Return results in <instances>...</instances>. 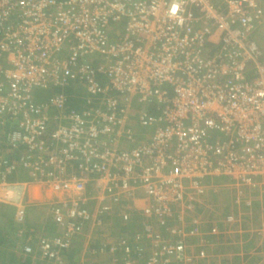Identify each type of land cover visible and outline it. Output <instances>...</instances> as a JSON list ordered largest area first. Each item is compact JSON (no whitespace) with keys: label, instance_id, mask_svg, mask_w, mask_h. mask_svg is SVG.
<instances>
[{"label":"built area","instance_id":"built-area-1","mask_svg":"<svg viewBox=\"0 0 264 264\" xmlns=\"http://www.w3.org/2000/svg\"><path fill=\"white\" fill-rule=\"evenodd\" d=\"M263 27L264 0H0V203L22 222L27 183H39L58 229L22 252L70 264L65 252L102 215L134 211L182 236L169 222L195 210L210 177L264 183ZM70 85L86 107L62 114L48 143L41 115L65 95L33 92ZM143 236V259L125 237L81 249L104 264L188 259L160 230Z\"/></svg>","mask_w":264,"mask_h":264},{"label":"crops","instance_id":"crops-1","mask_svg":"<svg viewBox=\"0 0 264 264\" xmlns=\"http://www.w3.org/2000/svg\"><path fill=\"white\" fill-rule=\"evenodd\" d=\"M74 88L77 89L76 86ZM262 179L263 177L258 180L262 181ZM225 180L227 179L224 178L221 181ZM205 184L208 186L207 192L197 202L195 210L187 213L182 221H177L174 218L175 216H173L169 222L170 227L182 226L184 234L180 236L179 233L169 229L160 230V232H163L165 241L169 243L181 241L183 243L184 255L188 259L178 260L173 257L172 264H264V232H258V228L263 224L264 218V183H258V186L253 191L246 189L245 186H238L236 183ZM210 185L213 189L210 188ZM40 187L42 186L28 182L24 192V202L27 208H32L33 211L41 213L43 223L47 224V216L42 212L43 207L46 206L47 201L51 197V193L49 192L48 195H46L47 193H41ZM44 189L42 187V190ZM135 195L136 203H142L141 191H135ZM0 205L8 206L5 209L10 213V219L14 221L13 205L1 203ZM229 215L233 216V220L230 222L226 220ZM111 218L119 223L122 221L117 214L113 216L102 215L101 224L103 223V226H105L104 224ZM142 218H145V216H142ZM192 218L196 219V223L191 222ZM2 219L0 218V221ZM49 220L51 222V219ZM139 224L140 222L137 227ZM15 225L17 226L18 224L13 223L14 227ZM101 226L95 227L93 231ZM213 226L216 228V234L210 231ZM155 228L156 226L153 229ZM53 229H56L55 225H53ZM193 229H195L196 233L192 232ZM93 231H91V228L88 229L89 238L92 237ZM0 236V240L6 241L0 245V264H18L19 258H16L15 263L11 262V260L15 259L12 254L18 252L22 255H27L22 252L21 245L24 242L22 234L20 236L15 234L8 223L0 222ZM13 237L17 239L11 241ZM108 237L109 234L104 233V244L100 245L116 243L121 238H124L125 235L122 231L120 233L116 231L115 240ZM84 244L85 242L81 241L82 247ZM73 247L74 245L71 249ZM79 254L80 256L83 254V249H81ZM30 258L32 259L31 264H33L34 259L31 256ZM35 261L37 263V260ZM38 264L45 263L39 262ZM73 264H77V262Z\"/></svg>","mask_w":264,"mask_h":264},{"label":"trees","instance_id":"trees-1","mask_svg":"<svg viewBox=\"0 0 264 264\" xmlns=\"http://www.w3.org/2000/svg\"><path fill=\"white\" fill-rule=\"evenodd\" d=\"M53 92L63 93L65 95V100L63 101L62 106H58V107L50 106L49 108L46 109V112L43 113L42 115H41V112L38 113V115H41L42 117L45 118L44 137L48 143H53L51 140V131L56 126L57 122L60 121V117L62 114H66V112H68L69 110L79 111L83 109L84 106L86 107L83 95L77 89L74 88V85L65 86V87H50L46 89L34 90L33 95L35 98V102L40 103L43 100H46V98L49 95H51ZM211 135L212 134H210V136ZM15 178L26 179L28 178V176L26 174L17 175V173H11L8 176V180H14ZM221 178H222L221 176H213V177H210L207 182L208 183H221L222 182ZM6 207L8 208V206ZM6 207L0 205V218H3L0 222L8 223L9 227L12 229L13 232H15V234L19 236L22 234V237L24 238L23 244L26 243L32 246L33 248H35L37 245L36 244L37 240L40 237H43L46 235H54L58 233V229L56 226H55L56 229H53V225L55 224L52 223L51 213L49 212V209L47 206L43 207V212H42L47 216V224L43 223L41 213L37 211H33L32 208H27V205H25L24 207V217H23L22 222H17L15 220L13 221L10 219V213L5 209ZM142 216L143 215H141L140 217H137L135 216V214H133L131 215V218L127 223L125 222L126 220L121 221L122 223L113 221V225H114L113 227L116 228L117 233H120L122 231L125 235V239L127 240L130 246H132L133 248L138 246L137 251L140 252V256H138V258L140 259L145 258V256L148 254L149 249H150L149 241L144 236L142 237V240H139V239L136 240L134 237L136 232H144L143 229L145 228L146 224H149V225L151 224L149 221H146V220L143 222L144 218H142ZM49 219H51V222ZM139 222L140 224L138 226V231H137V224ZM13 223L15 224L17 223L19 226L15 225L14 227ZM263 225H264V218H263V224L260 227H262ZM154 227L155 225H153L152 230ZM158 228L159 230H163L162 227H158ZM13 238L11 239V241L17 239V238H14V239ZM5 242L6 241L1 239L0 245H2ZM96 245H98V243H96ZM93 246H95V244ZM19 254L20 253L18 252L13 253L12 257L15 259L12 258L13 260H11V262L15 263L17 260L16 258H19L18 264H31L32 259L30 258V256H27V255L25 256L22 254L19 255ZM65 255L67 259H69L70 251L65 252ZM133 256L137 257V255H133ZM76 261H77V257L74 253V257L72 259H69V263L73 264ZM38 263H39L38 261L36 263V261L33 260V264H38Z\"/></svg>","mask_w":264,"mask_h":264},{"label":"rangeland","instance_id":"rangeland-1","mask_svg":"<svg viewBox=\"0 0 264 264\" xmlns=\"http://www.w3.org/2000/svg\"><path fill=\"white\" fill-rule=\"evenodd\" d=\"M260 40L261 41H259V44H261V43H264V33L262 34V37L260 38ZM221 179H224V178H221ZM262 181L264 182V178L262 179ZM33 184H37V185H40L39 183H33ZM37 191H39V190H37ZM40 192L41 193H47L46 195H48V193L50 192L48 189H44V190H42V187H40ZM39 193V192H38ZM51 193V192H50ZM126 207H127V205H126ZM120 208V207H119ZM131 211H132V209H130ZM121 211H125L124 209H118V212H121ZM132 215V214H131ZM131 215L129 216V219L128 220H126L125 222L127 223L129 220H130V218H131ZM135 216H137V217H140L141 215L140 214H138V213H136L135 214ZM137 220V219H136ZM142 220V219H141ZM146 219L144 218V220H143V222L145 221ZM147 221V220H146ZM122 223V222H121ZM102 226L101 227H99V228H97L96 230H94L93 231V233H92V237H91V240H90V238L87 240V238L84 236V241H82V239H81V241L82 242H86L87 241V243H88V245H90V244H95V246H97L96 245V243H98V245H100V244H104V233L105 234H109V237L108 238H111L112 240H115L116 238H115V236H116V228L115 227H113L114 225H113V218H111L107 223H105L104 225L105 226H103V223L101 224ZM147 226H151V224L149 225V224H146V227ZM105 229H106V231H105ZM98 231V232H97ZM137 231H138V227H137ZM97 232V233H96ZM115 238V239H114ZM111 241V240H110ZM80 246H81V243H80V241H76L75 243H74V247L72 248V249H70L69 251H70V255H69V259H72L73 257H74V253H75V255H76V257H77V263L79 262V258L81 259V257H80ZM107 255H104V253H102V254H98V255H96V256H89V254L88 253H83V255H82V261L83 262H86V261H93V262H95V264H104L105 263V261H107ZM69 259H67V261L69 260ZM92 264H94V263H92Z\"/></svg>","mask_w":264,"mask_h":264},{"label":"clouds","instance_id":"clouds-1","mask_svg":"<svg viewBox=\"0 0 264 264\" xmlns=\"http://www.w3.org/2000/svg\"><path fill=\"white\" fill-rule=\"evenodd\" d=\"M136 213H138V214H140V212L139 211H134V212H132L131 214L133 215V214H136ZM130 214V215H131ZM140 215H143V214H140ZM144 216V215H143ZM122 221H125V219H122L121 217H119ZM129 218H127L126 220H128ZM145 219L147 220V221H149L150 223H151V228H152V226L153 225H155V223H154V221H153V219H151V218H149V217H147V216H145ZM156 226V230H159V226H157V225H155ZM91 246H93V244H90ZM97 246H99V245H97ZM81 247L82 246H80V251H81ZM93 247H96V246H93ZM77 262V261H76ZM78 264V263H77Z\"/></svg>","mask_w":264,"mask_h":264},{"label":"bare ground","instance_id":"bare-ground-1","mask_svg":"<svg viewBox=\"0 0 264 264\" xmlns=\"http://www.w3.org/2000/svg\"><path fill=\"white\" fill-rule=\"evenodd\" d=\"M225 217V216H224Z\"/></svg>","mask_w":264,"mask_h":264}]
</instances>
